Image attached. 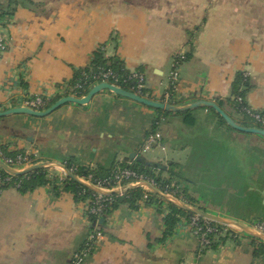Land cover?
<instances>
[{
	"label": "crops",
	"instance_id": "1",
	"mask_svg": "<svg viewBox=\"0 0 264 264\" xmlns=\"http://www.w3.org/2000/svg\"><path fill=\"white\" fill-rule=\"evenodd\" d=\"M7 8L0 0V36L8 42L0 54V111L26 107L34 95L46 98L42 110L72 97L76 76L100 53L106 64L144 72L145 98L176 107L221 101L235 123L257 128L228 99L246 73L245 103L264 112V0H17ZM182 47L187 58L167 99L173 55ZM158 110L101 91L45 117H0V146L4 156V147L28 153L33 164L71 159L94 170L125 167L136 153L165 171L174 164L197 208L250 228L264 222V137L222 124L205 107L187 116ZM154 122L161 139L144 151ZM46 169L49 182L26 192L2 183L0 172V264H69L86 237V201L56 182V168ZM139 189L133 205L119 204L104 218L83 264H264V240L231 226L220 224L223 233L202 249L179 215L162 239L174 204Z\"/></svg>",
	"mask_w": 264,
	"mask_h": 264
},
{
	"label": "built area",
	"instance_id": "2",
	"mask_svg": "<svg viewBox=\"0 0 264 264\" xmlns=\"http://www.w3.org/2000/svg\"><path fill=\"white\" fill-rule=\"evenodd\" d=\"M7 45L8 43L6 42L5 38L0 36V53L5 51ZM186 58V51L183 47L177 50L173 55L172 69L168 77V87L167 91L164 94L165 98L167 99L170 98L172 92L174 93L177 90L176 87L179 77V67L186 60ZM246 75L247 74L245 73V76ZM101 82L109 83L110 85L122 88L140 97H145L146 76L144 72L140 70L123 69L120 73L110 67L102 66H98L94 70L80 71V75L75 78L71 86L72 97H83L86 93V90L90 86L96 85ZM103 91H108L109 93L115 94L114 92L106 89ZM105 97H107V95H105ZM237 101L241 103L240 111L247 115L251 121L259 124H262L264 122V114L251 109L247 104H243L242 97H237ZM24 104L29 109L35 111L42 110L46 105V98L42 97L41 95H34L33 97L27 98ZM160 139L161 136L158 131L147 135L144 139L143 150L147 151L154 145H157ZM0 159L7 166L15 170H21L33 164L32 156L26 152H20L13 157L4 156L1 146ZM57 170L58 175H56L55 180L58 184L63 185L68 180H70V178H68L61 169ZM75 170L76 165L73 166L69 171L75 174L80 179L89 182L93 187H96L98 189H120L121 187L128 184L147 182L162 193L172 197H177V191L168 189L166 187L164 188V190H160L153 179H150L142 173H138L129 166L113 168L107 176L95 178L91 174H88L87 176H80L74 172ZM6 174L7 176L2 178V183L12 184L16 188H19L21 181L12 182L11 178L16 176L8 173ZM142 188L146 191V193L150 191L147 187ZM85 192L86 191L84 189L79 191L78 196H83ZM89 192L90 197L84 199V201H86V211L89 223L87 234L82 245L72 253L69 264H83L84 261L94 252L99 240L103 235L100 219L107 216L106 210L113 201L111 195H103L91 190H89ZM122 194L123 193H120L118 195ZM187 223L190 231L196 237L199 247L202 249L210 247L215 242V238L223 233L222 229L220 228V224L202 218L198 215L192 214V216L189 217ZM251 227L256 231L264 234L263 221H256L252 224Z\"/></svg>",
	"mask_w": 264,
	"mask_h": 264
},
{
	"label": "trees",
	"instance_id": "3",
	"mask_svg": "<svg viewBox=\"0 0 264 264\" xmlns=\"http://www.w3.org/2000/svg\"><path fill=\"white\" fill-rule=\"evenodd\" d=\"M16 1L17 0H8V8H7L8 11H6L7 13L12 12V10L14 9V7L16 5ZM186 57H187V54H186ZM98 66L110 67L113 70L118 71L120 73H121V70H123L121 68H116V65H114L113 63L106 64L105 60L103 59V56L100 53L95 54L94 62L92 63L91 67L85 68L83 70H86V71L87 70H94ZM79 75H80V72L78 73V75L76 77H78ZM249 88H250V86L248 83V77L245 75L241 76V74L238 75L237 79L234 82V86L232 88V95H233L232 99H228V102L232 105V107H234L238 113H240L246 117H247V115H245L244 113H242L240 111L241 103H239L237 101V97H242V103L246 104L244 97H245V93L249 90ZM216 104L220 108L223 105L221 103V101H217ZM208 109L215 113V111L213 109H211V108H208ZM158 111H160V110H158ZM180 113L187 116L189 114V111L186 110V111H182ZM261 113L264 114V112H261ZM215 114L218 116V118L220 119L222 124L228 126L226 124V122L217 113H215ZM188 122L192 123L191 121H188ZM245 125L246 126H254L257 128L261 127V124H259V123H248ZM155 129H156V123L154 122L152 125V132H154ZM4 151H5V154H7L10 157H13L15 155L14 152L6 151L5 147H4ZM75 165H76L75 162L71 159H68L64 162V166L68 170H71L72 167ZM126 166H129L132 169H134L135 171H137L138 173H142L143 175L149 177L150 179H153V181L155 182V184L157 185V187L160 190H164V188L166 187L168 189L177 191L176 196L179 197L182 201L188 203L191 206L198 207L196 205V203L189 197L186 188L181 187L179 182L177 181L178 173L175 171V165L174 164H172V166L169 167L167 171L162 170V169H158V168L153 167V166H147L144 161H136V160L132 161L130 164H127ZM110 171H111V169L94 170V169H91L88 167L76 165V170L74 172L80 176H87L88 174H91L95 178V177L107 176L110 173ZM0 172H1L2 178L7 176V174L4 173L2 170H0ZM47 172H48L47 169H37V170L31 171V172H29L25 175H22V176L12 177L11 181L12 182L21 181L20 187L18 189L22 192H26V191L33 190L38 186L47 184L49 182V180L47 178ZM165 172L167 173L166 176H164ZM63 188L66 191L72 192L74 197L77 200H84L87 197H90V192H89L88 188L84 187L81 184L76 183L75 181H73L71 179L68 180L66 183H64ZM83 189L86 191L85 194L83 196H78L79 191H81ZM142 194H143V192L141 189L132 188V189L125 191L122 195H111L113 201L109 205L108 209L106 210V214L109 215V213L115 207H117L119 204L127 203L128 205H133V203L136 200H138L139 198L142 197ZM153 197H155V196H153ZM155 198H157V197H155ZM157 199H159V198H157ZM168 205L170 207V212L165 217L166 228H165L162 239H165L167 236H169L173 232L174 226H175L177 220H179V217H178L179 215L185 216V217H187V219H189V217L192 216V214L182 210L181 208H178L175 205H172V204H168ZM101 227H102V225H101Z\"/></svg>",
	"mask_w": 264,
	"mask_h": 264
},
{
	"label": "water",
	"instance_id": "4",
	"mask_svg": "<svg viewBox=\"0 0 264 264\" xmlns=\"http://www.w3.org/2000/svg\"><path fill=\"white\" fill-rule=\"evenodd\" d=\"M110 90L112 92H114L116 95H120L123 97H127L130 98L134 101H137L143 105H146L148 107H152V108H156V109H160V110H164V111H168V112H182V111H186V110H191L194 108H198V107H205V108H211L213 109L225 122L227 125H229L231 128L239 130V131H243V132H249V133H257L260 134L264 137V129L261 128H253V127H242L240 125H238L237 123H235L233 121V119L231 117H229L216 103L211 102V101H197V102H193L190 103L189 105L186 106H182V107H176L174 105H170V104H165V103H161V102H156L153 101L151 99L145 98V97H140L134 93H131L129 91H126L122 88L119 87H115L113 85H110L109 83L106 82H101L98 83L94 86H92L88 93L82 97V98H74V97H63L58 99L56 102H54L51 106H49L47 109L45 110H32L29 109L27 107H15V108H11L8 109L6 111H0V117L2 116H6L12 113H24V114H28V115H32L35 117H45L47 115H49L51 112H53L57 107L61 106L62 104L66 103V102H74L77 104H84L87 103L90 98L103 91V90ZM130 160L136 159L137 161H144L146 163L147 166H153L156 167L158 169H162L165 170L167 168V165H162V164H157V163H151V162H146L145 159L143 157H140L138 155H136V153H132L129 157ZM0 167L2 170H4L6 173L14 175V176H22L25 175L31 171L37 170V169H46V168H56V169H61L68 178H70L71 180L75 181L78 184L83 185L84 187L88 188L89 190L96 192V193H100L103 195H118L120 193H124L125 191L132 189V188H139V187H147L151 192L159 195L160 197H162L163 199H165L166 201L173 203L174 205L178 206L179 208L194 214V215H198L202 218L211 220L215 223L218 224H222V225H226V226H231V227H235L241 231H245L251 235H253L254 237L260 238L264 240V234L256 231L253 228L244 226L240 223H237L233 220H229L223 217H218L216 215L210 214L208 212H205L197 207L191 206L179 199H176L175 197L166 195L164 193H162L161 191H159L158 189L154 188L151 184L147 183V182H142V183H137V184H128L125 185L123 187H121L120 189H112V190H103V189H98L96 187H93L89 182L80 179L79 177H77L75 174L71 173L65 166L63 163H55V162H51V161H46V162H40V163H35L33 165H30L24 169L21 170H15L12 169L11 167L7 166L5 163H3L0 160ZM100 223H104V218L100 219Z\"/></svg>",
	"mask_w": 264,
	"mask_h": 264
},
{
	"label": "rangeland",
	"instance_id": "5",
	"mask_svg": "<svg viewBox=\"0 0 264 264\" xmlns=\"http://www.w3.org/2000/svg\"><path fill=\"white\" fill-rule=\"evenodd\" d=\"M5 40H6V38H5ZM6 42H7V40H6ZM8 43V42H7ZM8 46V45H7ZM6 50V49H5ZM4 52V51H3ZM3 52H1L0 54H2Z\"/></svg>",
	"mask_w": 264,
	"mask_h": 264
},
{
	"label": "bare ground",
	"instance_id": "6",
	"mask_svg": "<svg viewBox=\"0 0 264 264\" xmlns=\"http://www.w3.org/2000/svg\"><path fill=\"white\" fill-rule=\"evenodd\" d=\"M33 165V164H32Z\"/></svg>",
	"mask_w": 264,
	"mask_h": 264
}]
</instances>
